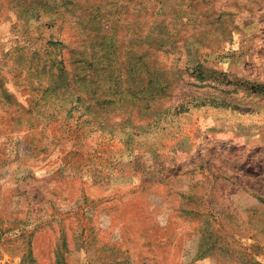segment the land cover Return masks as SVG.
Segmentation results:
<instances>
[{"label":"rangeland","instance_id":"rangeland-1","mask_svg":"<svg viewBox=\"0 0 264 264\" xmlns=\"http://www.w3.org/2000/svg\"><path fill=\"white\" fill-rule=\"evenodd\" d=\"M0 264H264V0H0Z\"/></svg>","mask_w":264,"mask_h":264}]
</instances>
